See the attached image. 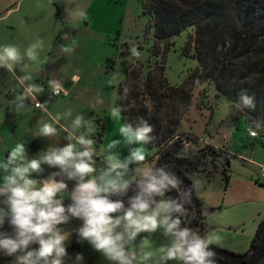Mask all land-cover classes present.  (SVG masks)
I'll return each mask as SVG.
<instances>
[{
  "label": "rangeland",
  "instance_id": "1",
  "mask_svg": "<svg viewBox=\"0 0 264 264\" xmlns=\"http://www.w3.org/2000/svg\"><path fill=\"white\" fill-rule=\"evenodd\" d=\"M79 10L86 13V18L75 15ZM195 32V26H190L160 41L142 0H0V47L14 44L23 56L30 44L38 39L43 41L38 60L31 62L25 57L23 63L29 64L27 71L33 76L27 83L42 85L44 92L37 97L48 102L47 109L53 118L60 116L63 128L54 125L59 141L53 140L51 147L69 143L64 129L70 130L75 117L83 115L88 124L76 134L90 128L99 152H103L112 140H120L121 144L112 151L121 159L129 155L130 148L140 146L127 145L120 136L119 128L125 124L122 116L120 120L111 118V109L121 107L119 85L124 79L125 68L136 59L130 48L134 44L140 52L138 58L148 63L152 48L160 45L166 59V73L172 83L179 84L199 65L193 41ZM62 46H71L74 51L66 53ZM125 49L128 52L123 53ZM110 58L116 59L115 63L110 62L111 66ZM22 66H16L11 73L0 68V160L6 158L18 142L25 144L29 159L38 158L32 137L37 134L40 139V127L53 123L35 109V102L29 98L25 101L26 107L16 111L15 97L22 94L25 87L16 79L25 75L20 71ZM74 76L78 78L71 83L69 80ZM50 80H58L71 88V94L53 95L49 90ZM49 94H52L50 99ZM69 109L71 115L66 116ZM257 122L260 123L238 111L230 98L209 80L198 79L192 88L190 108L179 124L178 133L206 140L230 156L229 179L226 181L222 176L223 166L219 164L211 176V184L205 179L195 183V194L205 207L202 211L204 236L217 232L222 239L213 241L212 245L237 253L252 247L257 229L264 221V183L260 179L261 163H264L262 127L256 129V137L249 135V129H255ZM102 125L104 134L100 138L98 130ZM41 139L47 142L50 137ZM144 147L148 157L156 146L153 149ZM97 161L101 168L106 167L102 157ZM145 166L147 162L132 164L130 169L137 168V174ZM4 175L0 170V183ZM219 206L213 211L206 209ZM143 238L152 243L146 251L166 246L171 239L163 234V229H158L155 233H140L134 242L138 245ZM83 245L86 251L92 250L88 241L84 240ZM91 252L96 263L109 264L101 252L95 249ZM146 264H153V261ZM167 264L180 262L172 260Z\"/></svg>",
  "mask_w": 264,
  "mask_h": 264
},
{
  "label": "clouds",
  "instance_id": "2",
  "mask_svg": "<svg viewBox=\"0 0 264 264\" xmlns=\"http://www.w3.org/2000/svg\"><path fill=\"white\" fill-rule=\"evenodd\" d=\"M77 17L86 18V13L79 10ZM67 38V34L64 39ZM75 41H73V44ZM43 41L36 40L25 50L23 56L14 44L0 47V68H6L10 73L18 65L23 64L20 71L25 75L16 77L18 84L25 86L22 94L16 95V111L26 107L28 97L44 92L42 85L27 83L33 79L28 73V61L36 62ZM62 51L71 52V46H62ZM134 57L140 52L133 44L130 48ZM74 79H76L74 77ZM111 84V81L109 82ZM53 95L59 96L65 92L63 84L58 80L48 81ZM127 95V90L124 93ZM101 103L102 101H97ZM48 102L36 100V107L47 111ZM237 109L254 108V100L247 94H242ZM122 108L111 109V118L120 120ZM71 115V109L65 113ZM60 116L53 118V123H44L39 129L42 137H52L57 134ZM88 122L83 115H77L72 121L71 129L65 128L69 141L63 147H50L42 156L29 159L23 142H18L10 149L8 155L0 160V170L5 175L0 183V227L7 221L13 228V233L0 232V253L14 257L12 264H65L67 256L66 244L69 234L58 225L67 223L70 218L83 221L77 230L80 240L88 241L95 250L114 264H167L168 261H178L180 264H218L214 259L215 250L210 247L213 241L222 237L215 231L201 236L190 227H182V217L185 205L192 201V189L184 188L175 199L166 198V193L172 189H181L182 180L174 171L175 164L163 163L158 167L148 168L138 178L137 168L130 165L141 164L147 158L144 145L154 139L150 134L153 127L142 117L135 127L131 123L121 124L119 134L127 145H140L130 148L129 155L121 159L112 150L121 141L112 140L103 152H98L96 141L91 138V130L77 133ZM260 123L255 129H260ZM249 135L256 137L258 132L249 129ZM74 141V142H73ZM102 157L106 167L97 169L96 159ZM59 169L46 179L38 181L30 178L33 173H41L42 165ZM134 171V175L132 172ZM66 177L76 181L70 193L71 203L65 206L63 194L68 185ZM130 190L134 195L128 198V207L122 199H111V196H123ZM156 197L161 199L158 201ZM163 229V234L170 237L166 246L146 251L152 243L143 238L137 247H130L140 233H155ZM38 244V248H32ZM81 258L77 256V260Z\"/></svg>",
  "mask_w": 264,
  "mask_h": 264
},
{
  "label": "trees",
  "instance_id": "3",
  "mask_svg": "<svg viewBox=\"0 0 264 264\" xmlns=\"http://www.w3.org/2000/svg\"><path fill=\"white\" fill-rule=\"evenodd\" d=\"M227 1L142 0L160 41L195 26L193 41L199 60L198 67L179 84L172 83L166 73V59L160 45L152 48L148 63L135 57L134 63L125 68L119 85L121 116L124 123L133 127L141 117L153 127L150 135L154 139L147 144L148 148L165 144L178 134L198 79L209 80L230 98L234 107L242 94L252 97L255 107L238 111L251 120H259L264 136V2ZM126 52L127 49L123 51ZM108 61L111 66L110 62L115 63L116 59ZM98 134L100 138L103 136L104 125ZM263 232L264 221L252 245L261 240Z\"/></svg>",
  "mask_w": 264,
  "mask_h": 264
},
{
  "label": "flooded vegetation",
  "instance_id": "4",
  "mask_svg": "<svg viewBox=\"0 0 264 264\" xmlns=\"http://www.w3.org/2000/svg\"><path fill=\"white\" fill-rule=\"evenodd\" d=\"M153 149V147H151ZM150 148V149H151ZM97 149V148H96ZM99 152V150L97 149ZM222 155L228 154L221 148L216 147L215 145L207 142L206 140H201L193 138L190 135L178 133L170 141L165 144L156 146L150 155L146 158L144 162H147V167L136 174L137 178L142 175L143 171L148 168L158 167L163 163H173L175 164L174 171L182 180L181 189H178L180 192L184 188L192 189V201L190 204L185 205L184 219L188 227L192 228L198 232L201 236H204L203 226L204 215L201 213L203 210L202 203L197 200L195 194V183L197 181H202L206 178L211 179V176L218 169V165L221 164L223 168L226 165L225 158H222ZM225 157V156H224ZM230 157V156H229ZM101 158L99 156L94 157V159ZM97 169H100V165L97 161ZM222 168V169H223ZM43 171L40 173V178H35L38 181L46 179L50 174L58 172L59 169L47 167L42 168ZM223 176V175H222ZM64 179L65 183L68 185L67 191L63 194V202L65 206L71 203L70 193L76 185V181L68 180L66 177L57 176L56 179ZM133 191L130 190L126 195L117 197L113 196L114 199H122L130 195ZM166 198H169L166 195ZM3 199H5L3 197ZM159 201L161 198L156 197ZM3 207H6L3 204ZM83 221L78 218H70V220L65 223L58 225L63 231L69 234L68 240L65 242L67 256L65 259V264H98L95 261L92 250L90 252L86 251L83 245L84 240H80L77 230L82 226ZM0 232H6L8 234L13 233L12 226L6 221L3 227H0ZM139 245V244H138ZM136 242L133 243L130 247H137ZM32 248H38V244H33ZM77 256L81 259L77 260ZM214 258H219L214 256ZM14 257H8L0 253V264H12ZM109 264H114L108 260Z\"/></svg>",
  "mask_w": 264,
  "mask_h": 264
},
{
  "label": "water",
  "instance_id": "5",
  "mask_svg": "<svg viewBox=\"0 0 264 264\" xmlns=\"http://www.w3.org/2000/svg\"><path fill=\"white\" fill-rule=\"evenodd\" d=\"M225 156V157H224ZM222 155V158H225L226 165L225 167L221 170V174L224 176L225 180L227 181L229 179V174H228V167L230 166V157L227 155ZM208 184H211L212 181L209 178L205 179ZM134 195V191L122 198V200L125 203V207H128V198ZM166 195H168L169 198H177L179 196V191L178 189H172L171 191L167 192ZM111 199L115 200L113 196L110 197ZM3 200V197H0V201ZM197 200H199L197 198ZM200 202V200H199ZM0 207H3V204L0 203ZM216 208L219 207H206V209L213 211ZM205 209V207H203ZM203 210H201L202 213ZM182 219V227L187 226L184 216L181 218ZM204 226V223L202 224ZM188 227V226H187ZM212 249L215 250V255L218 256L219 258H214L218 264H263L264 263V232L262 235L261 240L255 244L252 245V247L244 252V253H237L234 251H231L226 248H222L216 245H210Z\"/></svg>",
  "mask_w": 264,
  "mask_h": 264
},
{
  "label": "crops",
  "instance_id": "6",
  "mask_svg": "<svg viewBox=\"0 0 264 264\" xmlns=\"http://www.w3.org/2000/svg\"><path fill=\"white\" fill-rule=\"evenodd\" d=\"M69 81L72 83V82H74V81H76V80L72 78V79L69 80ZM74 83H75V82H74ZM72 85H73V84H72ZM49 90H50V92L52 93V89H51L50 86H49ZM69 90H70V94H71V88H69ZM51 96H52V94H51V95L49 94L48 98L50 99ZM67 96H69V95H67ZM28 98L34 101V98H33V97H28ZM36 98H38L37 95H36ZM38 99H39V98H38ZM42 101H43V100H42ZM43 102H45V101H43ZM34 107H35V109H37V111L42 112V115H43L44 118L53 121V116H51V113H50L49 109H47V111H42L40 108H37L36 106H34ZM56 125L59 127V129L63 128V127L61 126V123L56 124ZM36 137H37V138H36ZM41 137H42V136H41ZM41 137H40V139H39V137L37 136V134H34V137H32V141H33V144H32V145L34 146V148H35V152H36V154H37L38 157H39V156H42V155L44 154V152H46V151L51 147V145H52L51 142H52L53 140H57V138H58V136H52V137H50V139H48L47 142H45V141H43V140L41 139ZM57 141H59V140H57ZM59 146H61V145H59ZM42 152H43V153H42ZM36 154H35V156H36ZM44 166H47V165H46V164H43V165H42V168H43ZM40 177H41V174H40V173H33L32 176H31L30 178L35 179V178H40Z\"/></svg>",
  "mask_w": 264,
  "mask_h": 264
},
{
  "label": "built area",
  "instance_id": "7",
  "mask_svg": "<svg viewBox=\"0 0 264 264\" xmlns=\"http://www.w3.org/2000/svg\"><path fill=\"white\" fill-rule=\"evenodd\" d=\"M76 79L75 80H77V76H74ZM64 86V89L66 90V94H65V92L64 91H62L61 93H60V95H65V96H67V95H69L70 94V90H69V88L68 87H66L65 85H63ZM53 94V93H52ZM36 100L37 101H39L40 103H44L42 100H40V99H38V98H34V102H35V105H36ZM254 130H256V129H254ZM257 131V130H256ZM258 132V131H257ZM187 135H189L188 133H187ZM190 135H192V134H190ZM193 136V135H192ZM260 179H261V181L264 183V163H261V177H260Z\"/></svg>",
  "mask_w": 264,
  "mask_h": 264
}]
</instances>
